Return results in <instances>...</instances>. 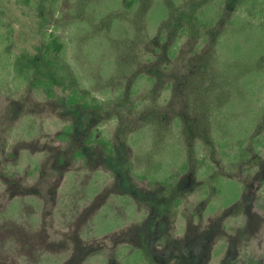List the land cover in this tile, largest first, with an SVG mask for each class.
Segmentation results:
<instances>
[{"label": "rangeland", "instance_id": "rangeland-1", "mask_svg": "<svg viewBox=\"0 0 264 264\" xmlns=\"http://www.w3.org/2000/svg\"><path fill=\"white\" fill-rule=\"evenodd\" d=\"M0 264H264V0H0Z\"/></svg>", "mask_w": 264, "mask_h": 264}, {"label": "trees", "instance_id": "trees-1", "mask_svg": "<svg viewBox=\"0 0 264 264\" xmlns=\"http://www.w3.org/2000/svg\"><path fill=\"white\" fill-rule=\"evenodd\" d=\"M243 1H245V0H243ZM247 1V0H246Z\"/></svg>", "mask_w": 264, "mask_h": 264}]
</instances>
